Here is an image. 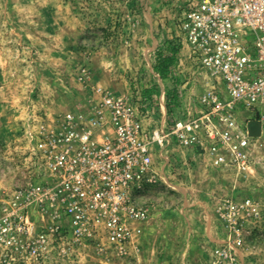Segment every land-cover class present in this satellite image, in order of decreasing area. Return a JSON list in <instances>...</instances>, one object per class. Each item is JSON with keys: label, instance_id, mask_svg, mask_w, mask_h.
Masks as SVG:
<instances>
[{"label": "rangeland", "instance_id": "obj_1", "mask_svg": "<svg viewBox=\"0 0 264 264\" xmlns=\"http://www.w3.org/2000/svg\"><path fill=\"white\" fill-rule=\"evenodd\" d=\"M179 12L176 0H0V206L28 177L23 154L30 132L97 100L94 88L135 101L152 95L153 126H160V110L167 111L170 124L192 106L201 92L198 77L178 74L173 64L167 78H160L151 72L155 53L140 54L142 48L158 52L175 43ZM173 80L179 101L171 99L166 107ZM160 154L154 162L164 182L143 194L150 216L136 226L140 232L126 254L57 240L36 231L46 218H33L34 232L0 230V264H177L181 250L173 244L210 225L211 218L216 234L203 250L206 257L226 239L215 209L229 198L259 205V217L243 224L242 247L232 252L244 264H264V144L251 147V166L238 178L213 169L208 158L194 162L189 152L170 147ZM169 156L173 166L161 168Z\"/></svg>", "mask_w": 264, "mask_h": 264}, {"label": "built area", "instance_id": "obj_2", "mask_svg": "<svg viewBox=\"0 0 264 264\" xmlns=\"http://www.w3.org/2000/svg\"><path fill=\"white\" fill-rule=\"evenodd\" d=\"M176 1L174 45L186 52L174 65L178 74L198 77L201 92L192 106L170 124L153 126L155 98L135 101L94 88L97 100L30 132L23 154L28 177L0 206L2 232L31 233L33 218H46L36 231L123 255L140 232L136 226L150 216L143 194L164 182L155 150L205 155L215 170L247 174L251 147L264 144V0ZM253 122L257 137L249 135ZM215 214L226 239L199 264H244L232 250L242 247L243 224L259 217V205L229 198Z\"/></svg>", "mask_w": 264, "mask_h": 264}, {"label": "crops", "instance_id": "obj_3", "mask_svg": "<svg viewBox=\"0 0 264 264\" xmlns=\"http://www.w3.org/2000/svg\"><path fill=\"white\" fill-rule=\"evenodd\" d=\"M157 41H160V39H158ZM160 46V45H159ZM158 49H150L148 47L146 48H142L140 54H142L143 56H146V54H148L149 56L151 54H154L157 56V51ZM185 50L184 49H180L177 53V56H184L185 55ZM151 72L153 71V67L151 68ZM187 85V84H186ZM185 87V85L183 86ZM167 122V111L165 109L160 110L159 115H158V123L160 125H164ZM190 155L193 156L194 158V162H197L198 159H202L204 161H206V156L202 155H195L192 152L189 153ZM162 154H160V151L155 150L153 152V160L159 159V157H161ZM166 164V161L164 160V162L162 163L161 168L163 167V165ZM198 166V163H196ZM208 166V163H206ZM181 213H183L185 215L186 211L183 210L181 211ZM215 221L212 220L211 218H209V223L210 225H205L204 228H200V231H190L188 232V234H186L187 236L183 238V240H180L178 243H174V248L176 249H180V254L179 255V259L177 261V264H199V260H201L204 257V251L205 248H207V244H209L210 240L212 239V237L216 234L215 228H216V224H212ZM194 233V234H191ZM214 234V235H213ZM213 235V236H212ZM212 236V237H211ZM187 250H189L188 252V256L184 257L183 255H186L185 252H187ZM177 255V256H178ZM187 262V263H186Z\"/></svg>", "mask_w": 264, "mask_h": 264}, {"label": "trees", "instance_id": "obj_4", "mask_svg": "<svg viewBox=\"0 0 264 264\" xmlns=\"http://www.w3.org/2000/svg\"><path fill=\"white\" fill-rule=\"evenodd\" d=\"M178 47L174 44H172L170 47H167L164 51H158L157 52V58L158 62L154 66L153 70L155 73L159 75L160 78H167V76L170 73V69L173 66L175 62L176 55L178 53ZM174 88L171 92L165 93V106L169 107L170 101L172 99V102H176L177 100V86H178V80H173ZM150 95L149 97H151Z\"/></svg>", "mask_w": 264, "mask_h": 264}, {"label": "water", "instance_id": "obj_5", "mask_svg": "<svg viewBox=\"0 0 264 264\" xmlns=\"http://www.w3.org/2000/svg\"><path fill=\"white\" fill-rule=\"evenodd\" d=\"M249 135L252 137H257L259 135V124L258 122H253L249 125Z\"/></svg>", "mask_w": 264, "mask_h": 264}]
</instances>
